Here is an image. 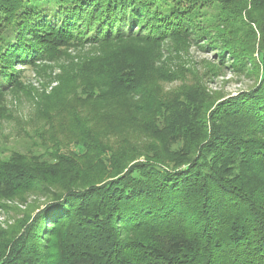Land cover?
I'll use <instances>...</instances> for the list:
<instances>
[{"label":"trees","instance_id":"16d2710c","mask_svg":"<svg viewBox=\"0 0 264 264\" xmlns=\"http://www.w3.org/2000/svg\"><path fill=\"white\" fill-rule=\"evenodd\" d=\"M193 42L219 62L207 74L252 83L214 98L181 61L155 66ZM70 46L87 95L61 100L73 146L0 159L1 208L45 200L0 224V264H264V0H0V118L26 69ZM177 78L195 83L164 90Z\"/></svg>","mask_w":264,"mask_h":264},{"label":"rangeland","instance_id":"374dc122","mask_svg":"<svg viewBox=\"0 0 264 264\" xmlns=\"http://www.w3.org/2000/svg\"><path fill=\"white\" fill-rule=\"evenodd\" d=\"M79 49L81 48L73 46L64 48L60 56L54 61L41 62L33 68L28 67L23 77L20 78V81L25 84V88L18 89V92H6L3 99L4 106L8 110V117L6 119L0 118V159H7L16 154V157L28 159L32 158V155H43L44 159L50 160L52 152L57 147L64 153L71 151L73 143L68 131L70 125L67 122L68 117L63 122L66 116V106L61 100H68V109H71L69 107H73V103H83L87 97L81 89L73 94V71L67 66L69 56L73 57L80 53ZM84 49L86 50L87 47ZM161 52L163 54L155 66L166 61L167 67L179 76L181 72L179 61H181L185 67L195 72L198 78L196 83L193 78L191 81L186 79V82L178 78L171 82H162L164 90L195 83V86L198 84L199 90L214 98H220L234 95L252 83L248 75L238 74L228 69H223L222 72L215 70L212 74H207L205 65L208 68L209 66L215 68L219 66V62L213 57V52L197 47L194 42L184 52L180 51L175 54L176 52L171 47L167 48V45L162 47ZM60 64L67 68L63 75L58 66ZM18 68V66L15 67V69ZM186 74L190 78L193 76L189 73ZM64 90H68V93H65ZM100 120L99 118L98 122ZM107 126L112 127L109 124ZM101 127V124L93 125L94 129ZM98 136L101 139L106 138V142L112 146V148L107 146L108 148L115 149L118 145L117 142L112 144L118 138L117 134L103 136L102 129H100ZM136 138L139 140L141 137ZM154 141L142 137L140 142L135 141V143L141 148L147 147ZM92 174L90 172L89 175ZM57 188L51 186L53 191ZM26 200L28 201L27 205L20 204L18 199L14 201L3 200L7 207H0V224L2 227L12 225L16 219L21 218L24 210L33 209L34 211L35 208L41 207L45 202L43 197L34 194H29Z\"/></svg>","mask_w":264,"mask_h":264}]
</instances>
